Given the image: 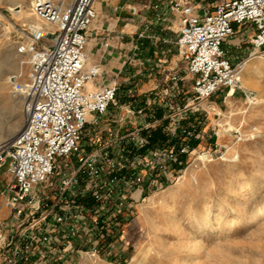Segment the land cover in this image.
<instances>
[{
    "label": "built area",
    "instance_id": "2783aa9c",
    "mask_svg": "<svg viewBox=\"0 0 264 264\" xmlns=\"http://www.w3.org/2000/svg\"><path fill=\"white\" fill-rule=\"evenodd\" d=\"M95 1L29 0L41 25L14 29L27 73L24 81L11 75L8 85L25 122L0 144L9 178L0 264L126 259V228L142 197L178 179L176 169L200 143L211 149L199 153L200 164L223 156L219 132L205 129L204 103L239 88L245 62H232L225 48L234 26L253 28L248 59L264 56V0H222L212 11L195 0H158L154 20L176 15V39L155 38L151 25L135 39L159 40L160 55L175 51L178 63L151 92L120 102L116 83L85 89L100 74L98 66L85 69Z\"/></svg>",
    "mask_w": 264,
    "mask_h": 264
},
{
    "label": "rangeland",
    "instance_id": "374dc122",
    "mask_svg": "<svg viewBox=\"0 0 264 264\" xmlns=\"http://www.w3.org/2000/svg\"><path fill=\"white\" fill-rule=\"evenodd\" d=\"M220 1L203 0L201 6L212 11L210 4ZM16 4L20 8L13 10ZM18 10L20 16L14 14ZM24 18L41 25L29 0H0V144L25 122L22 103L11 98L7 80L19 63L21 80H26L27 65L15 54L14 31L29 25ZM242 61L248 63L239 88L204 103L209 110L205 129L219 132L223 156L200 164L199 153L211 152L205 141L200 143L176 169L178 179L142 197L126 228V259L76 264H264V56L245 55ZM250 187L255 192L247 195ZM219 216L222 222L216 226ZM206 221L209 227L201 233Z\"/></svg>",
    "mask_w": 264,
    "mask_h": 264
},
{
    "label": "crops",
    "instance_id": "0c3cea01",
    "mask_svg": "<svg viewBox=\"0 0 264 264\" xmlns=\"http://www.w3.org/2000/svg\"><path fill=\"white\" fill-rule=\"evenodd\" d=\"M157 1H95L93 7L96 19L89 29L85 49V69L98 66L100 74L86 84V90H96L116 83L119 85L118 100L129 102L151 92L163 81L165 71L176 68L178 59L175 51L164 59L158 52L159 40L136 41L135 39L146 25H151L152 35L155 38L171 41L176 39L179 30L178 17L167 13L165 21L156 22L151 6ZM195 2L201 4L203 0H195ZM214 5L210 4V7ZM131 8L136 9L135 16L131 14ZM167 9V3L161 7L162 12L166 13ZM234 30L236 34L227 41L225 48L229 51L230 60L237 63L248 55L249 40L254 31L250 26L244 28L234 26ZM105 42L107 46L103 45ZM8 180L4 166L0 169V217L7 216L2 201Z\"/></svg>",
    "mask_w": 264,
    "mask_h": 264
},
{
    "label": "bare ground",
    "instance_id": "6f19581e",
    "mask_svg": "<svg viewBox=\"0 0 264 264\" xmlns=\"http://www.w3.org/2000/svg\"><path fill=\"white\" fill-rule=\"evenodd\" d=\"M18 8H20V6H19V4H16L15 6H14V8H13V10L14 9H18ZM14 14L16 15V16H20L21 14H22V11L21 10H18V11H16V12H14ZM32 19V18H31ZM31 19H28V18H24L23 20H24V22L25 23H28L29 25H31V26H36L37 24H36V22L35 21H33V20H31ZM4 28V27H3ZM4 29H6V27L4 28ZM3 29V30H4ZM2 30V31H3ZM8 58V57H7ZM248 61V60H247ZM247 61H245V63H244V66H243V69H242V72H243V70H244V67H245V65L249 62H247ZM247 62V63H246ZM4 65H6L7 67H9L10 66V68H12L13 66H11L10 65V63L9 62H4ZM4 66H3V64H2V68H3ZM241 72V73H242ZM23 73V65L21 64V63H19L17 66H16V68H14V74H22ZM245 76L246 75H243L242 74V78L245 80ZM8 80V79H7ZM230 92H233V91H230ZM249 99V98H248ZM14 100V99H13ZM15 101H18L19 103H20V99H18V100H15ZM24 115V114H23ZM17 122V121H16ZM24 125V124H23ZM23 127V126H22ZM22 129V128H21ZM17 135V134H16ZM15 135V136H16ZM15 136L14 137H12L11 139H9V140H6L5 142H9V141H11V140H13L14 138H15ZM248 193H247V195H251V194H253L254 192H255V190H254V188H248V191H247ZM222 220V217L221 216H219V217H217L216 218V226H220V223L222 222L221 221ZM209 227V224L207 223V221L203 224V228H202V231H201V233H203L207 228Z\"/></svg>",
    "mask_w": 264,
    "mask_h": 264
}]
</instances>
